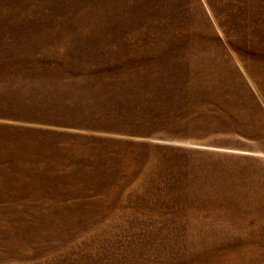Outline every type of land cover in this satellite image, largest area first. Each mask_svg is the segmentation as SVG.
<instances>
[{"label": "rangeland", "instance_id": "374dc122", "mask_svg": "<svg viewBox=\"0 0 264 264\" xmlns=\"http://www.w3.org/2000/svg\"><path fill=\"white\" fill-rule=\"evenodd\" d=\"M0 264H264V0H0Z\"/></svg>", "mask_w": 264, "mask_h": 264}]
</instances>
